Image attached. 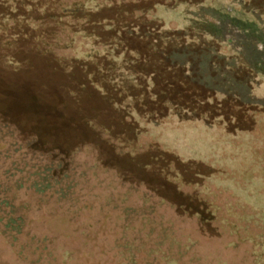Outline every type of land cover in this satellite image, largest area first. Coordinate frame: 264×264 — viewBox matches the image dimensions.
<instances>
[{"label": "rangeland", "instance_id": "rangeland-1", "mask_svg": "<svg viewBox=\"0 0 264 264\" xmlns=\"http://www.w3.org/2000/svg\"><path fill=\"white\" fill-rule=\"evenodd\" d=\"M75 1H88L87 5L91 6L88 10L95 5L96 9L87 14L82 11L79 15H62L58 14V8H54L55 2H61L65 7ZM121 1L105 0L102 4L100 0H48V5L43 0L0 2L1 7L6 8L5 13L11 9L15 16L12 21L3 19L0 22L3 36L13 41L16 47L13 50L20 53L21 58L29 56L26 60L31 61L33 69L38 64V72L34 74L43 76L42 79L53 85L65 80L71 90L79 91L80 112L89 120H96L94 128L86 127L80 135L81 142L88 146L82 147L75 160L79 165L76 175L83 173L76 180L79 185L75 190L79 193L58 210L66 218H72L74 224H59L57 232H51L57 237L56 246L73 254V261L67 264H131L130 259L123 260L122 255L132 257L134 264H165L161 261L162 254L170 256L173 264H264V189L257 183L264 180V75L249 73L246 77L241 73L244 80L249 79L252 95L247 96V90L243 92L245 104L239 109L243 117L241 120L237 117L231 123L237 127L245 126L248 131L245 134L236 132L233 144L232 136L224 134L230 140L228 146H223V138L218 136V151L213 144V128H217L219 134L220 130L227 128L221 118L225 113L229 115L231 107L214 105L207 94L211 89L205 88L202 82L214 66L224 74L234 59L240 61L236 55H250L255 60L260 53L251 48V39L245 33L233 34L238 41L231 47L229 44L223 46L218 39H213L215 33L208 24H201L225 26L229 21L226 12L232 8V16L257 22L258 19L249 12L254 8L245 6L244 12L239 6L232 7L229 0L225 3L224 0H189L188 3L186 0ZM168 3L170 7H166ZM150 7L153 12L148 11ZM97 9L98 13H94ZM257 13L264 19V11ZM87 15H92L90 24L74 22L77 18L84 20ZM153 16L157 23L151 21ZM99 19L104 20L103 24L111 20L119 24L133 21L135 27L139 22H149L146 27L157 35L163 30L179 31L181 37L165 43L167 39L158 36L154 39L155 48L149 53L150 38L143 28L139 35L131 38L132 42L127 40L128 45L145 51L135 60V66L143 75L135 82L134 75L129 73L133 68L128 63L119 61L114 64V58L104 60L101 57L96 65H91L82 59L93 44H97L99 51L108 49L109 45L105 47L82 36L99 32V29L101 32L102 28L96 24ZM107 32L108 28L104 34ZM107 41L116 44L111 36ZM226 41L231 42L228 38ZM240 44H244L242 48ZM174 46L184 53H195L196 57L183 59L181 65L186 67L173 62L169 64L168 59L157 61L165 49L174 53ZM41 52H46L45 60L36 58ZM212 53L223 54L213 65ZM71 62L76 67L73 74L68 71ZM90 65L96 71V84L106 88L101 95L85 87L88 76L83 69ZM63 72L69 78H65ZM184 76L192 78L188 88L183 85ZM164 81L172 85L167 88ZM135 83L140 85L138 89L133 88ZM153 83H158L159 88L152 93L154 101L149 99L142 86L151 88ZM223 84H217L218 94H221L215 96L218 100L228 90ZM82 86L85 90L81 92ZM125 86H130L127 98L126 93L119 92L120 87L126 91ZM108 97L114 98L115 106L109 104ZM165 99L175 103L161 116ZM68 101L70 107H76L72 100ZM154 109L159 111V118L154 115L155 120L148 121L143 117L153 113ZM140 110L144 112L138 113ZM195 112L198 115H194ZM184 116L190 118L184 119ZM130 117L134 119L135 127L131 125ZM207 121L211 122L210 129L205 127ZM232 124L229 129L233 128ZM194 146L206 152L200 162L206 167L203 166L199 175L197 169L191 171L185 165ZM175 148H178L175 154L180 166L164 155L167 150L174 152ZM234 160L240 163L234 164ZM94 161L97 165L92 167ZM246 161L251 163L249 167H244ZM109 163L117 169L106 170ZM144 175H152L153 179H142ZM175 175L177 181L173 180ZM163 181L166 185H162ZM125 208H129L125 215L127 219L123 214ZM156 236H163L160 253L148 255V243L155 241ZM42 239L43 236H17L12 249L0 242V264H28L31 260H38L40 251L34 247ZM29 240L32 245L25 246L18 259L13 252ZM191 242L195 244L190 247ZM126 244L129 248H125ZM45 245L48 246L46 241ZM128 250L130 254L125 253ZM47 251L42 252L39 261L47 259L49 264H60V251L53 250L50 258Z\"/></svg>", "mask_w": 264, "mask_h": 264}, {"label": "trees", "instance_id": "trees-1", "mask_svg": "<svg viewBox=\"0 0 264 264\" xmlns=\"http://www.w3.org/2000/svg\"><path fill=\"white\" fill-rule=\"evenodd\" d=\"M43 1L46 5H48V0ZM91 1L97 2L98 0ZM100 1L102 4L105 3V0ZM125 1L127 2L129 0H122L121 3H124ZM172 1L174 2L175 0ZM188 1L189 0H186L185 2L188 3ZM225 1L226 0H224V3ZM229 1L232 7L239 6L243 11L246 10L245 6H247V9L254 8L256 12H254V9H251L249 12L256 17V20L258 19L257 22H249L248 20L243 21L232 16V8L226 12L229 21L228 24H225V26L223 25L220 27L218 26L219 24L215 25L207 22H203L201 25L208 24L210 30H212L216 35H213V39L215 41L218 39L223 46H227L229 44V47H231L238 41L236 38L237 36L234 37L233 34L238 32L245 33V36H248L251 39V48L259 52L260 56H256L254 60L252 56L250 57V55L246 56L242 53L238 54L236 56L240 61H238L237 58L234 59L233 65H231L224 74H221L218 67L214 66L203 78L202 82L203 85H205V88L207 87L215 91L213 92L210 90L207 93L210 95V101H212V103L217 107H222L225 104L227 107H231L229 115L225 113L221 118V123H225V127L227 128L220 130V134L217 128H213V144H215L214 146L216 147L215 151H218L220 148V144L217 142L218 136L223 138V142L225 143L223 146H228L227 141L229 138L224 134L227 135V133H229V135L232 136L231 140L233 144V141L237 138L235 137L236 132L245 134V132L248 131V128L245 126L237 127L234 123H231V120H237V117L238 120H241L243 117L242 110H239L242 109V106L245 104L243 92L247 90V96L249 94L252 95V91L250 89L251 83L248 78L244 80L241 73H245V76L249 73L252 75L256 74L257 76L264 75V19H261L262 15L259 16L257 13L261 10L264 11V0ZM87 2L88 1L85 3L75 1L70 6L66 5L65 7H63L61 2H55L54 8H58V14L62 15H79V13L82 14V11L87 14L96 9L95 5L94 7L92 6V10L89 11L88 9H90L91 6H88ZM1 5L2 4L0 3V22L3 19L12 21L15 17L12 14L13 11L10 9L5 13L4 9L6 8L3 9ZM166 7H170V3H168V6ZM99 9H97L94 13H98L97 11H99ZM152 10L153 8L151 7L148 9L149 12H153ZM92 19V15H87L84 20L83 18H77L74 22L90 24ZM99 20L100 21L96 24L102 28V31L100 32L101 29H99V32H91L96 37L92 34H83L82 36H85L86 40L91 39L90 41H98L99 45H103L105 47L109 45L107 46L109 50L105 48L99 51L97 50V44H93L89 50L85 52L82 59L91 65L93 63L96 65V62L101 59V57H103L104 60H106L107 57H109L108 59L114 58V64L119 61L121 64L128 63L133 68V70L129 73H131L132 76L134 75L135 82L141 80L143 77L142 72H140L138 67L135 66V60L137 55L144 51V49L140 47L133 48L130 46L131 44H127V40L132 42L131 38H133L134 35H139L141 28H143L144 33H147L150 38V43L148 45L149 53L155 48L154 39L158 38V36L161 39H167V42L165 41V43H172L171 38L180 39L181 37L179 35V31L167 32L163 30L161 34L157 35L155 31L151 32L148 30L149 28L146 27L149 22H139V24L135 27L133 21L119 24L114 20H111L108 23L103 24L104 20ZM151 21L157 23V19L154 18V16ZM106 28H108V34H104ZM2 33L3 32L0 27V242L2 246H8L12 249L13 242L16 240L17 236H43L41 243L34 247V250L40 251L39 259L36 261L31 260L28 264H49L47 259L39 261L42 257V252L47 251L48 247L49 252H46L48 258L52 256L53 250L57 249L60 251L59 263L67 264L69 261H73V254L69 251L65 252L62 248H58L56 246L57 237L52 236L51 232H57L59 224L64 223L66 226H72L74 224L72 218H66L64 214H62V212H58V210H61L63 208V204H66L70 198L73 199L79 193L78 190H75L76 186L79 185L76 180L83 173L76 175V169L79 165L75 164V160L76 157H78V154L82 151V147L87 145L81 142L80 135L85 130L84 128H94L96 120H89L88 117L86 118L80 112L78 106L80 105L81 93L79 91L76 93V91L71 90V86L69 84H65L67 82L65 80H62V82L58 81L59 83L55 81L56 83L53 85V83L42 79L43 76L39 77L37 74H34L38 72L36 71L38 64H35L36 68L33 69V66L30 65L31 61L29 59L26 60L29 56L21 58L20 53L13 50L14 48L16 49L13 41L6 38V36H3ZM185 33H183V35H185ZM109 34L112 37V41L116 42V44H109V41H107L110 37ZM14 37L16 38L18 36ZM226 38L230 39L231 42H227ZM182 39H185V37ZM175 42L176 41H174V43ZM240 43H242L241 40ZM180 44L185 43L181 42ZM243 45L244 44H240V48H242L241 46ZM37 49L40 53V49ZM172 50H175V52L170 53L165 49L162 56L159 57L160 60L157 61L159 62L162 59H168L169 64L173 62L181 65V61L183 59L190 58L191 60V58L196 57L195 53L190 51L184 53L182 49H177L175 46ZM111 51H113L112 53H114V55H112ZM41 53L42 54L36 58L39 60H45L46 52ZM48 53L52 56L51 52H47V54ZM222 55V53H212L211 64L213 65L217 63L216 60L218 61ZM249 58L253 61H250ZM113 61L114 60H112V62ZM71 64L72 62L69 64L68 71L73 74L76 67ZM91 65L85 66L83 69L88 76V85L85 84V87L91 88L94 90V93L96 91L101 95L105 92L106 88L104 89L96 84V71L91 69ZM107 66H109L108 63ZM181 67L186 66L181 65ZM54 71L56 72L57 69L54 68ZM187 71L188 69L186 72ZM63 74L65 73L63 72ZM65 75V78H69V75ZM183 79V85L188 88V82L192 81L191 76H184ZM218 82H223V85L228 89L225 90L224 95L220 97L221 100H218L215 97L221 95L220 93L218 94L217 90ZM164 83L167 88L172 85L169 81H164ZM142 86L149 95V99L154 101V95L152 93H154L156 88L159 90L157 87L158 83H153L151 88L148 87V85ZM129 87H127L126 91L120 87V94L121 91L126 93ZM134 87H137L136 89H138L140 85L135 83L133 88ZM80 90L81 92L84 91V86H82ZM226 94H230V96H227ZM127 97L128 95L126 93V98ZM140 97H143V95L140 94ZM108 98H110L108 99L109 104L115 106L114 103L116 102H114V98ZM69 99L72 100L76 107L73 108L68 105ZM174 103V101L168 102L165 99L163 103V114L161 113L160 115L162 116L166 114L164 112H167ZM235 109L236 111L238 110V114ZM141 111L142 113L144 112V110H140L138 113H141ZM158 113L159 111L154 109L153 113L147 114L143 117L148 121H151V119L154 121V115H156L157 118L160 117ZM123 114V117L125 118V113ZM174 114L178 115V112L174 111ZM194 115H198V113L195 112ZM178 117L180 118L181 114H179ZM187 117L188 116H184V119ZM189 118L190 117H188V119ZM129 121L131 122V125L135 127L136 123L134 119L130 117ZM210 123L211 122H208L205 127L210 129ZM231 124L233 128L229 129L231 128ZM176 149L178 150V148H175L174 152L167 150L164 155L171 157L172 160L176 162V166H180V161L177 158L178 156L175 154ZM203 153L206 152L199 147L197 148V146H194L193 150H191L190 156L186 158L188 160L185 164L186 166L188 165L186 168L189 170L191 169V171L192 168L197 169L196 173L199 175L203 166L206 167V165H202V163L200 164V162L204 160L202 159V156H204ZM237 156L238 155L235 156L236 159L238 158ZM235 160L233 162L234 164L240 163V161ZM246 160L248 161L249 158ZM247 161L245 166L243 165L244 167H249V165H251V163H247ZM94 163L95 164H93L92 167L97 165L96 161H94ZM121 166H123V164ZM106 167V170L109 171L117 169L114 164L110 163ZM172 177H174V181H177L176 175ZM141 178L145 180L153 179L152 175H144ZM161 183L162 185L165 184L164 181ZM257 183H260V186L264 189V180H259ZM48 204H50V206ZM128 211L129 208H125L123 211L125 217L124 219H127L125 215ZM63 231L65 232V229H63ZM165 237L164 240L166 239ZM45 241L48 243V246L45 245ZM31 242L32 241L29 240L27 244H21L19 250L13 252V255L15 254L19 259L23 255L22 250L24 247L32 245ZM191 243L190 247L195 244L193 242ZM162 244L163 236H156L155 241L150 240L148 243V245H150L147 252L148 255H158ZM127 246L128 245L126 244L125 248ZM129 252L130 251L128 250L125 253L130 254ZM121 257L123 260L127 259V261L130 259L129 263L131 264L135 263V260L132 257L127 258L125 255H122ZM195 260L196 259H192L191 261ZM161 261L165 264H173L174 262H172L171 257L166 256V254H162Z\"/></svg>", "mask_w": 264, "mask_h": 264}]
</instances>
